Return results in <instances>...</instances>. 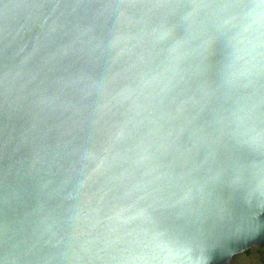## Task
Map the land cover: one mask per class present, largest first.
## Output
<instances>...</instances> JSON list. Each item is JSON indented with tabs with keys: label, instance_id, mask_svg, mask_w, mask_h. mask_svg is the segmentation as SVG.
<instances>
[{
	"label": "water",
	"instance_id": "obj_1",
	"mask_svg": "<svg viewBox=\"0 0 264 264\" xmlns=\"http://www.w3.org/2000/svg\"><path fill=\"white\" fill-rule=\"evenodd\" d=\"M259 247L264 0H0V264Z\"/></svg>",
	"mask_w": 264,
	"mask_h": 264
},
{
	"label": "rangeland",
	"instance_id": "obj_2",
	"mask_svg": "<svg viewBox=\"0 0 264 264\" xmlns=\"http://www.w3.org/2000/svg\"><path fill=\"white\" fill-rule=\"evenodd\" d=\"M230 264H264V247L253 248L237 255Z\"/></svg>",
	"mask_w": 264,
	"mask_h": 264
}]
</instances>
